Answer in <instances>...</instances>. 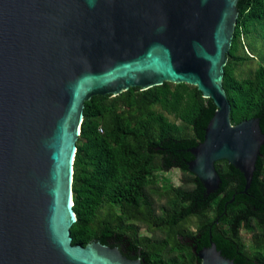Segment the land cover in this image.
Wrapping results in <instances>:
<instances>
[{"label":"water","instance_id":"water-1","mask_svg":"<svg viewBox=\"0 0 264 264\" xmlns=\"http://www.w3.org/2000/svg\"><path fill=\"white\" fill-rule=\"evenodd\" d=\"M238 2L0 0V264H142L100 240L72 242L77 141L94 95L197 86L217 108L189 169L209 195L222 182L215 163L227 159L246 192L264 132L259 117L232 122L223 86ZM197 249L201 264H238L212 234Z\"/></svg>","mask_w":264,"mask_h":264},{"label":"trees","instance_id":"trees-1","mask_svg":"<svg viewBox=\"0 0 264 264\" xmlns=\"http://www.w3.org/2000/svg\"><path fill=\"white\" fill-rule=\"evenodd\" d=\"M238 9L223 86L232 122L259 117L264 132V65L243 79L234 73L243 59L237 53L239 38L264 20V0H239ZM216 108L197 86L170 81L87 100L74 162L73 244L118 239L130 241L151 264H201L193 248L209 246L212 234L219 251L236 263L264 264V145L246 192L244 174L227 159L215 163L222 182L209 195L188 166ZM172 168L193 177L181 186H160L156 172ZM154 193L167 198L163 213L157 212ZM134 222L161 230L164 237H141ZM243 230L254 250L245 247ZM166 249L172 255L165 257Z\"/></svg>","mask_w":264,"mask_h":264},{"label":"rangeland","instance_id":"rangeland-1","mask_svg":"<svg viewBox=\"0 0 264 264\" xmlns=\"http://www.w3.org/2000/svg\"><path fill=\"white\" fill-rule=\"evenodd\" d=\"M237 53L238 55H241L243 59L235 66V76L239 79L254 76L257 69L261 65H264V20L254 23L248 32L241 35L239 38ZM171 118H173L172 115ZM192 177L193 175L191 172L183 171L179 168L157 171L155 174V178L160 186L166 182H170L176 186H181L185 180ZM154 196L157 212L163 213V207L167 203V198L165 196H161L159 193H154ZM134 224L139 225V236L141 237H149L152 239L164 237L161 230L150 229L142 223L134 222ZM190 228L194 229V225L191 224ZM242 233L245 247L249 251L254 250L250 233L246 230H243ZM169 255H172V253L166 249L164 256L167 257Z\"/></svg>","mask_w":264,"mask_h":264},{"label":"flooded vegetation","instance_id":"flooded-vegetation-1","mask_svg":"<svg viewBox=\"0 0 264 264\" xmlns=\"http://www.w3.org/2000/svg\"><path fill=\"white\" fill-rule=\"evenodd\" d=\"M109 245L113 247H119V250L130 259H137L138 257H140L142 264H151V262L145 256H142V254H138V249H136L130 241L124 243L122 240L115 239L110 241Z\"/></svg>","mask_w":264,"mask_h":264},{"label":"bare ground","instance_id":"bare-ground-1","mask_svg":"<svg viewBox=\"0 0 264 264\" xmlns=\"http://www.w3.org/2000/svg\"><path fill=\"white\" fill-rule=\"evenodd\" d=\"M73 204V203H72Z\"/></svg>","mask_w":264,"mask_h":264}]
</instances>
